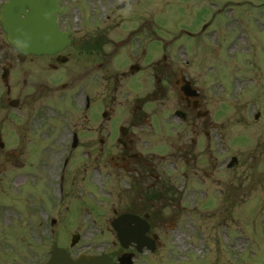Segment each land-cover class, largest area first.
Listing matches in <instances>:
<instances>
[{
    "label": "rangeland",
    "instance_id": "1",
    "mask_svg": "<svg viewBox=\"0 0 264 264\" xmlns=\"http://www.w3.org/2000/svg\"><path fill=\"white\" fill-rule=\"evenodd\" d=\"M88 2L90 19L96 14L93 8H101L98 0ZM131 10L145 12L148 22L144 20V27L159 29L157 37L164 42L171 30L190 29L192 75L206 91L209 120L222 124L223 144L229 152L218 161L228 160V154L237 158L233 168L224 171L220 167L221 171L213 174L219 185L209 182L201 186L194 175L192 202L185 207H160V221L154 229L160 246L154 254L142 253L133 264H264V0H131L125 11ZM206 22L199 36L198 30ZM14 61L15 53L0 31V67L11 65L8 96L20 100L16 109L0 104V138L4 144L0 147V239L8 242L15 236L24 239L29 235L31 243L26 241L22 254L31 256L32 264H41L53 246H63L72 254L122 250L110 226V219L121 212V203L111 201L113 196L103 186L104 174L95 172L90 161L79 156L72 160L67 199L60 210L50 207L57 194V167L66 149V120L57 118L56 109L49 107L63 106L66 115L73 106L65 104L67 100L60 102L48 88H36L52 82L51 76L36 66L37 59L17 66ZM23 79L27 85L22 84ZM97 104L104 107L99 98ZM36 106H43L37 117L33 114ZM256 111L260 115L254 120ZM198 124L201 126L200 120ZM32 132L34 136H29ZM23 135L27 137L21 142ZM160 147L155 151H168L166 146ZM193 150H203L199 141ZM205 157L197 162L198 176H202ZM29 169L32 171L26 172ZM169 170L173 171L171 167ZM88 176L91 184L85 180ZM39 180L42 182L38 184ZM86 182L94 189L81 186ZM206 186L207 194L201 195L200 189ZM192 209L196 211L192 213ZM46 215L54 217L56 223H46ZM74 234L79 239L71 245ZM22 243L18 239L17 246ZM0 257L3 259L4 252L0 251Z\"/></svg>",
    "mask_w": 264,
    "mask_h": 264
},
{
    "label": "flooded vegetation",
    "instance_id": "2",
    "mask_svg": "<svg viewBox=\"0 0 264 264\" xmlns=\"http://www.w3.org/2000/svg\"><path fill=\"white\" fill-rule=\"evenodd\" d=\"M94 13L85 19L83 11L85 20L76 22L61 14L60 26L69 31L71 43L42 62L41 67L56 73L49 85H43L55 91L52 84L59 82L58 95L74 99L76 109H81L79 114L75 112L78 145L87 148L90 162L105 164L108 184L123 195L120 200L125 210L147 219L151 235L156 223L153 211L160 208L161 201L175 200L162 194L175 176L161 173V161L166 157L171 164L195 158L193 146L198 141L208 153L209 130L216 125L204 121L199 126L196 121L204 100L202 94L192 98L183 92L190 80L189 69L166 48L159 57L145 48L143 11L112 9L106 18L100 11ZM10 91L8 88L7 94ZM98 98L104 107L99 108ZM1 102L8 105L10 100L0 97ZM170 109L179 111L182 119L168 113ZM161 140L170 143L165 156L154 150ZM182 178V184L191 185L186 173ZM0 247L4 250L0 264H32L31 256H23L22 246Z\"/></svg>",
    "mask_w": 264,
    "mask_h": 264
},
{
    "label": "water",
    "instance_id": "3",
    "mask_svg": "<svg viewBox=\"0 0 264 264\" xmlns=\"http://www.w3.org/2000/svg\"><path fill=\"white\" fill-rule=\"evenodd\" d=\"M58 0H7L0 9V24L7 40L18 51V56L28 53H52L59 50L68 38L55 22L60 8ZM120 223V221H118ZM122 225V224H120ZM119 238L127 241L125 229L117 226ZM129 231L132 227H128ZM104 256L80 255L73 260L62 250H54L46 264H106Z\"/></svg>",
    "mask_w": 264,
    "mask_h": 264
}]
</instances>
